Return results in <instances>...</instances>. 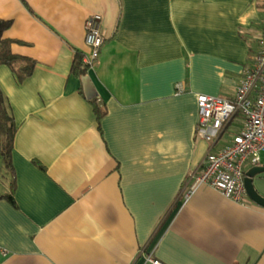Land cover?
<instances>
[{"label":"crops","instance_id":"obj_1","mask_svg":"<svg viewBox=\"0 0 264 264\" xmlns=\"http://www.w3.org/2000/svg\"><path fill=\"white\" fill-rule=\"evenodd\" d=\"M93 15L89 99L71 68ZM0 20L11 52L35 60L21 83L0 65L16 127L14 191L0 156V264H264V207L207 186L183 197L211 147L196 96L234 98L264 0H0ZM257 166L264 154L244 176ZM252 187L264 199V171Z\"/></svg>","mask_w":264,"mask_h":264},{"label":"built area","instance_id":"obj_2","mask_svg":"<svg viewBox=\"0 0 264 264\" xmlns=\"http://www.w3.org/2000/svg\"><path fill=\"white\" fill-rule=\"evenodd\" d=\"M100 20L99 15H93L84 23L87 53L81 63L85 69L92 68L104 43ZM257 46L232 100L205 94L196 96V134L211 147L183 188L185 200L199 187L207 186L236 203L244 202L243 167L246 163L258 165L264 154V33L258 38ZM237 117L240 130L231 134L223 146L215 147L224 129ZM148 263L164 264L153 258H148Z\"/></svg>","mask_w":264,"mask_h":264},{"label":"trees","instance_id":"obj_3","mask_svg":"<svg viewBox=\"0 0 264 264\" xmlns=\"http://www.w3.org/2000/svg\"><path fill=\"white\" fill-rule=\"evenodd\" d=\"M10 23L0 20V65L7 66L14 73L16 80L21 83L28 78L35 67V60L22 57L11 52V45L18 41L8 40L3 38L4 32L9 28ZM82 55L76 53L71 68V74L77 78L86 77L87 70L82 67ZM95 112L100 115V110L95 109ZM16 127L11 115L10 108L0 90V156L3 160V168L6 172L11 173L13 179L11 187L14 191L15 177L11 166V150ZM10 202H14L13 198L8 197Z\"/></svg>","mask_w":264,"mask_h":264},{"label":"water","instance_id":"obj_4","mask_svg":"<svg viewBox=\"0 0 264 264\" xmlns=\"http://www.w3.org/2000/svg\"><path fill=\"white\" fill-rule=\"evenodd\" d=\"M82 84L84 87V91L86 96L91 99L93 97H95L96 95L94 94V89L88 79V77H84L82 79ZM264 168L262 167H254L253 169H251L249 172H247L245 174V178H244V189H245V193L246 195L256 204L264 207V199H262L260 196H258L256 194V192L254 191L253 187H252V178L255 174L259 173V172H263Z\"/></svg>","mask_w":264,"mask_h":264},{"label":"rangeland","instance_id":"obj_5","mask_svg":"<svg viewBox=\"0 0 264 264\" xmlns=\"http://www.w3.org/2000/svg\"><path fill=\"white\" fill-rule=\"evenodd\" d=\"M235 127H233L232 129H234Z\"/></svg>","mask_w":264,"mask_h":264}]
</instances>
